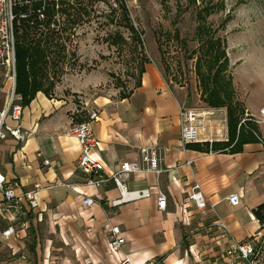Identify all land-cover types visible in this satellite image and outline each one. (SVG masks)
Masks as SVG:
<instances>
[{
	"label": "crops",
	"instance_id": "0c3cea01",
	"mask_svg": "<svg viewBox=\"0 0 264 264\" xmlns=\"http://www.w3.org/2000/svg\"><path fill=\"white\" fill-rule=\"evenodd\" d=\"M8 85L9 93L11 75ZM263 105H252L251 112L258 113ZM73 106L63 97L39 91L24 106L27 139L0 141L1 169L20 189H36L40 202L24 218L25 228L2 245L13 256L11 264H121L126 255L134 264L151 259L158 264H246L228 250L232 241L264 237V225L254 214L264 204V147L255 136L238 147L237 136L225 150H211L206 143L184 144L181 102L149 61L141 84L128 97L99 94L89 105V112L97 113L90 121L98 139L91 154L103 163L105 175L122 162L139 161L142 170L131 174L128 188H149L152 193L113 206L120 193L112 181L84 184L86 175L77 166L79 143L67 133L76 123ZM154 150L162 158L161 173L147 170L143 160ZM45 159L51 163L45 164ZM195 182L206 196L205 211L188 198ZM159 190L167 197L165 210L159 208ZM234 193L240 195L238 205L229 200ZM85 196L95 203L84 205ZM220 222L227 225L229 237L222 236ZM114 225L126 239L118 252L109 240ZM22 254L26 260H20Z\"/></svg>",
	"mask_w": 264,
	"mask_h": 264
},
{
	"label": "rangeland",
	"instance_id": "374dc122",
	"mask_svg": "<svg viewBox=\"0 0 264 264\" xmlns=\"http://www.w3.org/2000/svg\"><path fill=\"white\" fill-rule=\"evenodd\" d=\"M70 1L79 7V0ZM81 1L88 14L64 33L66 57L53 67L54 80L50 79L54 82L50 93L74 105L76 123L88 119L89 105L95 96L109 94L118 98L133 91L140 80L143 59L156 64L181 105L210 106L201 97L195 73L194 51L198 42L194 10H185L180 18L177 16L180 7H187V0ZM120 2L127 5L133 24L142 31V46L135 48L120 40L118 45L112 44L118 31L132 42ZM225 3V10L212 14L209 22L216 35L226 39L229 59L226 75L232 79L235 101L244 110L242 118L251 113L252 105L264 101V0H225ZM58 18L62 20L61 15ZM55 29L61 30L59 25ZM9 75L8 69H0V111L11 92H7ZM251 242L257 249L251 264H264V237ZM12 258L6 247L1 246L0 264H11Z\"/></svg>",
	"mask_w": 264,
	"mask_h": 264
},
{
	"label": "built area",
	"instance_id": "2783aa9c",
	"mask_svg": "<svg viewBox=\"0 0 264 264\" xmlns=\"http://www.w3.org/2000/svg\"><path fill=\"white\" fill-rule=\"evenodd\" d=\"M18 0H0V68L8 69L13 79L11 92L7 98L6 105L0 111V141L9 137L17 141L24 142L30 135L22 125L24 113V105L22 96L15 91L16 85V32L14 22L17 18H25L27 13L15 12V6ZM40 19L44 18V14L39 11ZM55 26V25H54ZM180 123L181 138L184 144L189 143H206L212 150L214 142H226L229 140L228 113L225 107H198L189 108L181 105L180 107ZM97 117V113L89 112L88 119L84 122L73 124L68 134L76 137L80 155L77 160L78 168L86 175L84 184L88 186H99L112 181L119 190V197L112 200L113 206H119L125 202L149 197L152 193L149 188L129 189L127 180L132 173L142 170L139 161H125L118 165L115 171L106 176L104 173V165L96 160L91 151L97 147L98 139L95 135L90 121ZM248 123L258 126L257 129L250 128ZM242 126L249 128L256 139L264 147V105L259 109L258 113H246L240 120L238 128ZM261 129V130H260ZM145 153L148 151L143 149ZM150 156H145L144 161L147 162V170L161 173L160 167L162 158L154 150ZM1 157V154H0ZM45 164H50L49 159L44 160ZM191 165V161H187ZM158 204L162 210L166 209V194L159 190ZM188 198L193 201L198 209L205 211L207 209V199L201 185L195 182L188 194ZM233 205H238L240 195L234 193L229 198ZM84 205L91 206L95 200L90 196H85ZM40 207L36 189L22 190L18 183L8 179L7 175L0 167V247L7 244L15 238L20 228H25V219L31 210ZM222 229V236L229 237V229L224 222L219 223ZM110 246L113 251L118 252L126 243L125 237L119 225L111 227ZM9 246V244H8ZM255 253V245L249 241H232L228 254L236 255L238 258L245 260L251 264V259ZM26 255L22 254L20 260H26ZM121 264H134L130 255H126ZM139 264H158L156 260H149Z\"/></svg>",
	"mask_w": 264,
	"mask_h": 264
},
{
	"label": "trees",
	"instance_id": "16d2710c",
	"mask_svg": "<svg viewBox=\"0 0 264 264\" xmlns=\"http://www.w3.org/2000/svg\"><path fill=\"white\" fill-rule=\"evenodd\" d=\"M79 7H75L70 0H18L15 6L17 14L24 12L28 16L17 18L14 22L16 32V85L15 91L22 96L23 105H27L35 97L37 92L43 91L51 96L50 90L54 82L50 79L54 66L65 59V45L62 41L64 33L71 29L88 11L81 0ZM187 7H180L177 16L180 18L185 10L193 9L196 21L195 38L198 48L196 55L195 73L199 79L201 97L212 107H227L229 140L226 142H214L213 150H225L237 140L235 146H240L246 141L255 139L252 131L248 133L240 128L237 134L238 124L242 119L244 110L234 98L232 79L226 75L229 59L226 52V39L217 36L209 22V17L225 10V0H187ZM123 14V22L131 32L128 42L120 31L113 35L112 44L118 45L119 40L126 44H133L135 48L142 46V31L135 27L130 17L129 9L124 2L119 5ZM39 11L44 14L40 19ZM113 12L115 10L113 9ZM62 16V20L58 18ZM229 16L225 18V22ZM59 25L61 30H56ZM151 60L143 59L140 62V80L136 87L141 84V76L145 64ZM131 94L125 93V98ZM241 118V119H240ZM248 126L257 129V126L248 123ZM250 130V129H249ZM209 146V144H208ZM255 216L264 225V204L254 209ZM258 247V246H257ZM257 249L255 247V253ZM254 253V255H255ZM254 257V256H253Z\"/></svg>",
	"mask_w": 264,
	"mask_h": 264
}]
</instances>
